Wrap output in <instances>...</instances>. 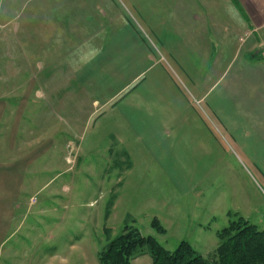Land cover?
Segmentation results:
<instances>
[{
    "label": "rangeland",
    "instance_id": "rangeland-1",
    "mask_svg": "<svg viewBox=\"0 0 264 264\" xmlns=\"http://www.w3.org/2000/svg\"><path fill=\"white\" fill-rule=\"evenodd\" d=\"M113 4L0 0V108H17L25 95V155L39 151L38 160L25 165V174L39 183L57 177L29 190L30 213L2 248L0 264H99L98 252L126 225L169 251L186 241L204 257L214 251L216 231L227 225L228 214L264 229V178L245 149L217 125L221 160L210 170H197L192 184H179L180 170L161 168L155 160L151 165L142 156L131 168L114 165L118 155L111 154L108 163L109 140L99 135V122L85 123L84 108L72 134L68 106H62L66 115L56 114L58 98L74 97L83 104L86 88L74 80V68L93 52L101 22L117 20ZM257 49L262 59L264 48ZM197 109L207 112L203 104ZM153 219L163 233L152 227Z\"/></svg>",
    "mask_w": 264,
    "mask_h": 264
},
{
    "label": "crops",
    "instance_id": "crops-1",
    "mask_svg": "<svg viewBox=\"0 0 264 264\" xmlns=\"http://www.w3.org/2000/svg\"><path fill=\"white\" fill-rule=\"evenodd\" d=\"M107 1L118 18L101 22L93 52L73 72L86 88L83 104L74 97L53 102L59 117L68 106L71 134L84 108L85 123L99 122L109 140L108 163L118 155L114 165L131 168L142 156L180 170L176 183L192 184L197 170L221 160L217 125L264 178V49L256 57L257 46L264 48V0ZM17 104L0 108V253L25 224L29 190L57 179L39 183L25 174L39 151L25 155L24 94ZM202 104L206 114L197 109ZM140 257L131 264H151Z\"/></svg>",
    "mask_w": 264,
    "mask_h": 264
},
{
    "label": "trees",
    "instance_id": "trees-1",
    "mask_svg": "<svg viewBox=\"0 0 264 264\" xmlns=\"http://www.w3.org/2000/svg\"><path fill=\"white\" fill-rule=\"evenodd\" d=\"M111 201L108 203L105 218ZM228 223L216 231L217 245L204 257L186 241L173 251L165 249L153 236H144L138 228L126 225L121 233L98 252L99 264H130L137 257L148 255L151 264H264V229L237 214H228ZM157 232L164 229L156 219L151 221ZM105 229V233H109Z\"/></svg>",
    "mask_w": 264,
    "mask_h": 264
}]
</instances>
